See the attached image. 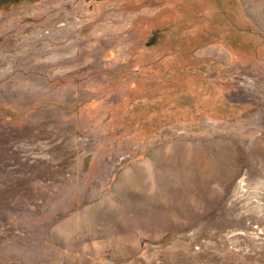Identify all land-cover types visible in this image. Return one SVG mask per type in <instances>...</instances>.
<instances>
[{"label": "rangeland", "instance_id": "rangeland-1", "mask_svg": "<svg viewBox=\"0 0 264 264\" xmlns=\"http://www.w3.org/2000/svg\"><path fill=\"white\" fill-rule=\"evenodd\" d=\"M0 264H264V0H0Z\"/></svg>", "mask_w": 264, "mask_h": 264}]
</instances>
